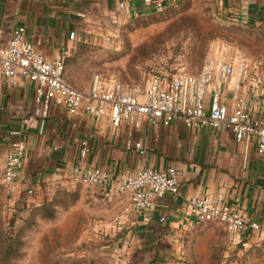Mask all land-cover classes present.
I'll return each mask as SVG.
<instances>
[{
	"label": "crops",
	"instance_id": "obj_1",
	"mask_svg": "<svg viewBox=\"0 0 264 264\" xmlns=\"http://www.w3.org/2000/svg\"><path fill=\"white\" fill-rule=\"evenodd\" d=\"M167 1L163 0L164 4ZM216 2L220 13L231 18L240 14L238 20L243 22H264V0ZM152 8L154 4L144 0H0V28L6 41L16 25H24L28 37L38 41L37 49L46 58H53L71 54L92 34ZM70 31L75 32L73 38ZM74 70L66 64V77L87 92L89 77L80 78ZM32 96L33 84L27 78H0V187L7 191L2 179L7 130L32 109ZM227 96L229 103L230 92ZM127 130L124 123L115 127L105 116L83 109L70 113L64 106L51 103L47 117L39 119L24 135L21 180L16 191H8L9 198L41 202L58 188L73 187L69 167L74 163L101 165L113 177L125 168L135 171L147 165L159 169L174 166L178 193L166 192L152 206L140 210L130 208L127 193L109 201L101 189L89 187L84 202H88L92 222L85 234L83 264H115V248L122 253L123 264H184L181 259L190 256L185 241L195 234L196 226L185 196L211 197L220 188L228 203L260 224L239 238L231 234L239 242L236 246L247 249L264 240V153L257 152L254 136L238 141L230 129L215 132L208 126L187 127L179 120L165 124L143 118L133 132V138L146 146L142 154L125 147ZM29 187L31 193L26 192ZM117 215L121 216L116 219ZM124 238L129 239L128 244L122 243Z\"/></svg>",
	"mask_w": 264,
	"mask_h": 264
},
{
	"label": "built area",
	"instance_id": "obj_2",
	"mask_svg": "<svg viewBox=\"0 0 264 264\" xmlns=\"http://www.w3.org/2000/svg\"><path fill=\"white\" fill-rule=\"evenodd\" d=\"M144 1L154 4L156 10L164 4L163 0ZM233 18L238 20L241 15L235 14ZM74 35V31L69 32L70 38ZM36 43L38 41L28 37L22 24L13 28L6 41L0 28V78L12 80L21 75L33 84L32 109L7 130L9 141L2 179L8 191H16L21 180L26 148L24 135L39 119L47 117L51 103L64 106L70 113L83 109L92 115L105 116L115 127L124 123L128 128L125 147L142 154L146 146L133 138V132L140 127L143 118L152 123L161 120L165 124L179 120L187 127L208 126L215 132L230 129L238 141L254 136L257 152L264 153V82L256 71L252 72L246 57L235 47L208 55L196 71L170 74L154 71L142 92L136 86L94 72L85 92L66 77L64 55L46 58ZM84 153L83 148L81 154ZM69 178L72 185L101 189L109 201L115 195L127 193L133 210L152 206L156 198L166 192L177 194L179 191L174 166L159 169L147 165L135 171L125 168L113 177L101 165L74 163L69 167ZM26 192L31 193L32 189L29 187ZM185 201L196 224L218 222L238 238L260 227L257 220L246 218L226 201L222 188L211 197L186 195ZM128 242V238L122 240L123 244ZM114 256L115 264H123L119 248H115Z\"/></svg>",
	"mask_w": 264,
	"mask_h": 264
},
{
	"label": "rangeland",
	"instance_id": "obj_3",
	"mask_svg": "<svg viewBox=\"0 0 264 264\" xmlns=\"http://www.w3.org/2000/svg\"><path fill=\"white\" fill-rule=\"evenodd\" d=\"M232 47L264 82V22L233 19L220 13L216 0H169L159 10L129 16L92 34L64 56L65 74L67 64L80 78L99 72L142 92L152 72L196 71L208 55ZM3 187L0 264H83L92 222L84 202L90 186L58 188L41 202L27 197L11 201ZM194 232L185 241L190 256L181 259L184 264H264V240L247 249L236 246L238 240L218 222L196 224Z\"/></svg>",
	"mask_w": 264,
	"mask_h": 264
},
{
	"label": "trees",
	"instance_id": "obj_4",
	"mask_svg": "<svg viewBox=\"0 0 264 264\" xmlns=\"http://www.w3.org/2000/svg\"><path fill=\"white\" fill-rule=\"evenodd\" d=\"M234 19V18H233ZM238 21H240V20H238ZM65 59V58H64ZM64 63H66V61H64Z\"/></svg>",
	"mask_w": 264,
	"mask_h": 264
}]
</instances>
